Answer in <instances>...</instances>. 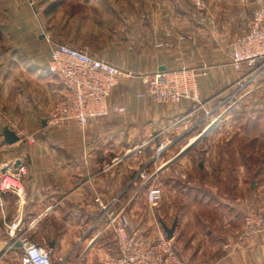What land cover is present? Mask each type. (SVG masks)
I'll return each mask as SVG.
<instances>
[{
  "label": "crops",
  "instance_id": "crops-1",
  "mask_svg": "<svg viewBox=\"0 0 264 264\" xmlns=\"http://www.w3.org/2000/svg\"><path fill=\"white\" fill-rule=\"evenodd\" d=\"M263 4L264 0H208L203 22L187 0H35L32 6L30 0H0V99L6 101L0 167L13 168L19 160L25 172L22 196L2 198L0 264H21L20 250L12 246L14 236L25 234L32 240L50 233L52 224L61 227L46 248L53 264L54 249H65L71 239L72 249L84 248L78 261L111 229L107 214L123 219L137 193L132 187L139 172L156 166L152 157L142 165L149 147L168 146L195 132L217 100L247 83V72L231 66L229 44L240 35L252 10ZM56 44L86 50L135 74L121 79L112 91L108 116L91 120L85 129L46 125L47 113L61 95L47 73ZM161 68L204 70L198 101L151 103L137 76ZM18 132L34 136L35 143L20 141ZM139 147L142 158L137 162L133 149ZM218 166L210 172L204 162L183 164L184 175L193 169L207 172L210 183L218 180L219 189L210 190L208 200L218 201L217 208L222 207L227 218L215 219L212 228L201 220L207 229L193 231L183 248L184 258L189 264H264V239L241 240L244 217L250 211L264 213V189L252 182L244 190L246 179L240 172L232 169L229 176ZM221 186H229L227 195ZM192 213L198 223V212ZM180 226L179 221L176 234Z\"/></svg>",
  "mask_w": 264,
  "mask_h": 264
},
{
  "label": "built area",
  "instance_id": "built-area-1",
  "mask_svg": "<svg viewBox=\"0 0 264 264\" xmlns=\"http://www.w3.org/2000/svg\"><path fill=\"white\" fill-rule=\"evenodd\" d=\"M196 14L202 16L207 11V0H187ZM231 66L236 72L245 70L246 77L264 74V4L255 8L240 35L230 44ZM204 71V70H203ZM197 68H181L140 74L137 77L146 86V98L153 104L174 105L181 101H198V80L205 73ZM47 73L61 89L60 99L47 113L46 125L60 128L74 125L85 129L91 120L106 118L109 114L108 100L121 79L135 77L113 65L90 56L86 50L74 49L56 44L50 50ZM20 141L34 144L35 138L17 133ZM162 144L157 150L160 153ZM141 147L133 149L136 154ZM132 153V154H134ZM24 169L0 167V210L2 198L9 195L22 196ZM155 175V174H154ZM154 175L147 176L142 170L138 174L143 183ZM158 188H150L147 201L155 203L160 197ZM107 210V208H102ZM108 226L112 228L117 247L114 258L98 264H189L181 259L170 241L162 236H154L141 227L132 228L117 214H107ZM13 234V232H12ZM13 244L19 245L21 264H53L50 251L28 238L25 234L14 236ZM264 239V213L250 211L243 221L241 240Z\"/></svg>",
  "mask_w": 264,
  "mask_h": 264
},
{
  "label": "rangeland",
  "instance_id": "rangeland-1",
  "mask_svg": "<svg viewBox=\"0 0 264 264\" xmlns=\"http://www.w3.org/2000/svg\"><path fill=\"white\" fill-rule=\"evenodd\" d=\"M34 2L35 0H30V6L34 5ZM207 11L202 16L197 14L203 22H206ZM5 46L10 49L7 44ZM2 78L3 75L0 76V88L3 82ZM247 80L249 82L241 84L242 87L231 89L217 100L213 111L207 110L209 114L206 122L198 126L195 132L172 142L160 153H157L160 146L155 148L153 145L150 146L151 148L149 147V152L143 158L141 156L142 149L136 152L137 162L144 159L149 161L151 157L153 162H157L156 166L149 167V170L143 169L149 177L156 174L157 169L174 159L192 139H197L205 129L215 124L210 134L203 137L183 158L171 164L169 170L158 174L144 184H141L143 181L139 178L135 186L132 187L133 191L137 190V193L132 201L130 212L128 211L129 213L123 217V220L132 227H141L151 235L164 238L162 224L170 229L176 220L177 224L170 242L177 255L185 262L186 249L183 248L188 240L193 238V231L196 229V231L203 232L207 229V226L204 225L203 230L199 222L205 220L208 222L207 225L212 228L216 225L215 219L219 221L227 219H225L223 208H217L218 201L208 200V196L211 195L210 190L216 192L217 188L219 189L218 180H213L210 183L206 180L207 172H194L193 169L184 175L181 170L185 161H189L191 166L204 162L206 163L205 168L210 172L212 169H216L218 164L220 169L223 168L224 174H229V176L232 169H235L236 172H240L241 177L246 179L243 183L244 190L250 189L252 182H255V186L261 185L264 189V74L248 77ZM5 102L0 99V123L3 125L6 123L3 118ZM218 103L219 105H217ZM144 163L145 161L142 165ZM238 169L241 170L238 171ZM259 171L260 173H258ZM153 187L158 188L161 194L155 203L150 204L147 201V192ZM221 191L227 195L226 193L230 191L229 186H221ZM234 191L236 190L232 192ZM195 196L199 198L202 196L204 199H194ZM193 211L198 212L199 217H196L198 223L193 222ZM184 214L186 216L183 217ZM186 220H189L190 224H184ZM179 221L181 222L180 231L176 234ZM56 229L59 231L61 227L52 224L50 233H40L30 241L43 248H48L55 237L54 230ZM74 242L71 239L68 241L69 246L65 249H54L52 256L54 264H98L104 258L115 257L117 253L112 228L101 235L91 249L78 261H76V256H80L84 248L72 249ZM62 259L64 262L59 263Z\"/></svg>",
  "mask_w": 264,
  "mask_h": 264
},
{
  "label": "water",
  "instance_id": "water-1",
  "mask_svg": "<svg viewBox=\"0 0 264 264\" xmlns=\"http://www.w3.org/2000/svg\"><path fill=\"white\" fill-rule=\"evenodd\" d=\"M159 71H165V68H161V70ZM215 127V124H212L210 125L207 129H205L203 131L202 134H200L196 141L190 145V143L172 160H170L169 162H167L165 165H163L157 172L156 174L153 176L154 178L160 174L161 172H163L164 170H166L171 164L179 161L181 158H183L192 148L194 145H196L203 137L207 136L208 134H210V132L213 130V128ZM20 166V161L17 160L13 166L14 169H17L18 167ZM176 220L174 221V223L172 224L171 228L168 229L165 225L162 224V229H163V232L165 233V238L167 241H170L172 240L173 238V233L175 231V227H176ZM15 248H19V245L18 244H15L14 245ZM53 245L51 244L50 245V248H52Z\"/></svg>",
  "mask_w": 264,
  "mask_h": 264
},
{
  "label": "bare ground",
  "instance_id": "bare-ground-1",
  "mask_svg": "<svg viewBox=\"0 0 264 264\" xmlns=\"http://www.w3.org/2000/svg\"><path fill=\"white\" fill-rule=\"evenodd\" d=\"M195 141H196V138L192 139V140L190 141V145L193 144Z\"/></svg>",
  "mask_w": 264,
  "mask_h": 264
}]
</instances>
